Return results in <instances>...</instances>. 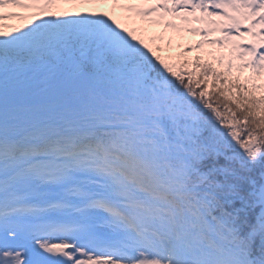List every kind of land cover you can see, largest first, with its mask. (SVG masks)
<instances>
[{
    "label": "snow or ice",
    "instance_id": "1",
    "mask_svg": "<svg viewBox=\"0 0 264 264\" xmlns=\"http://www.w3.org/2000/svg\"><path fill=\"white\" fill-rule=\"evenodd\" d=\"M0 264H264V0H0Z\"/></svg>",
    "mask_w": 264,
    "mask_h": 264
},
{
    "label": "rangeland",
    "instance_id": "2",
    "mask_svg": "<svg viewBox=\"0 0 264 264\" xmlns=\"http://www.w3.org/2000/svg\"><path fill=\"white\" fill-rule=\"evenodd\" d=\"M68 7V6H65ZM108 6H100L98 8H95V10L97 11H103L107 8ZM73 11H85L88 10L87 6L85 7H81L79 9H72ZM5 24H19L21 23L20 21L17 20H6L4 22ZM152 31L154 33H160L161 31H163L161 28L157 27L152 29ZM168 36H173L174 34L171 31H168L167 33ZM200 39L199 35H195V34H191V33H184L183 34V39H180L179 37H174L173 38V48L177 51H179V48L177 47L179 44H187V43H195L196 41H198ZM190 55L195 56V52H192Z\"/></svg>",
    "mask_w": 264,
    "mask_h": 264
},
{
    "label": "trees",
    "instance_id": "3",
    "mask_svg": "<svg viewBox=\"0 0 264 264\" xmlns=\"http://www.w3.org/2000/svg\"><path fill=\"white\" fill-rule=\"evenodd\" d=\"M179 23H180V21H178V24H179ZM200 39H201V38H200ZM200 39H199V40H200ZM206 47H207V46H206ZM197 54H198V53H197V52H195V55H197Z\"/></svg>",
    "mask_w": 264,
    "mask_h": 264
}]
</instances>
